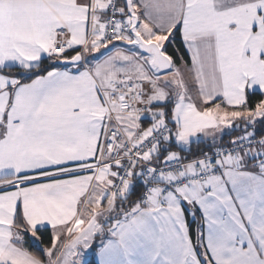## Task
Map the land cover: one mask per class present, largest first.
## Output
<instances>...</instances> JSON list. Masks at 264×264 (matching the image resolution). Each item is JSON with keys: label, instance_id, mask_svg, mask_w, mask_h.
I'll return each mask as SVG.
<instances>
[{"label": "snow or ice", "instance_id": "obj_1", "mask_svg": "<svg viewBox=\"0 0 264 264\" xmlns=\"http://www.w3.org/2000/svg\"><path fill=\"white\" fill-rule=\"evenodd\" d=\"M0 264H264V0H0Z\"/></svg>", "mask_w": 264, "mask_h": 264}]
</instances>
